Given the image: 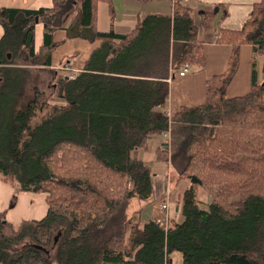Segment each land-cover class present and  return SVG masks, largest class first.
Wrapping results in <instances>:
<instances>
[{
    "label": "trees",
    "instance_id": "16d2710c",
    "mask_svg": "<svg viewBox=\"0 0 264 264\" xmlns=\"http://www.w3.org/2000/svg\"><path fill=\"white\" fill-rule=\"evenodd\" d=\"M100 1L0 8V176L17 190L46 192L48 202L43 218L18 225L0 211V264H175V255L178 264H264V81L255 65L247 94H226L235 70L216 74L206 101L171 121L156 111L167 79L186 64V73L205 65L192 10L176 0L173 16L151 14L117 33L97 28ZM215 18L214 10L200 13L207 29ZM57 30L101 45L74 79L61 74L50 93L27 94L23 64L50 65ZM219 39L251 43L264 56V0ZM169 129L172 163L189 185L178 197L179 220L166 228L157 218L135 220L128 208L154 193L152 167L138 150ZM201 190L209 202L199 203Z\"/></svg>",
    "mask_w": 264,
    "mask_h": 264
},
{
    "label": "crops",
    "instance_id": "0c3cea01",
    "mask_svg": "<svg viewBox=\"0 0 264 264\" xmlns=\"http://www.w3.org/2000/svg\"><path fill=\"white\" fill-rule=\"evenodd\" d=\"M181 1L193 12L195 24L198 26V38L205 55V65L204 67L191 65L192 69L189 73L185 75H178L177 73L167 79L169 82L168 97L165 104L158 106L156 111L158 115L165 114L170 118L184 106L203 104L207 98V80L216 74L235 70L231 82L226 87V94L229 97L242 96L251 90L254 65L258 78L261 82L264 81V56L255 52L253 44H234L221 42L219 39L224 28L230 30L241 29L251 15L255 3L261 0ZM172 2L173 0L100 1L97 11V28L102 31L114 29L117 33H130L148 15L173 16L174 8ZM111 4L113 6V14L111 12ZM52 5L53 0H0V8L38 9ZM203 10H214L216 12L215 23L212 27H215V29H207L201 24L200 13ZM224 12L225 14L223 15ZM4 31L5 27L1 23L0 39L4 35ZM43 34L44 25L39 21L35 26L36 40H39V42L36 41L37 50L43 44ZM54 40L58 45L50 57L51 64H34V66L46 67L43 69L46 74L43 75L42 82L44 84L48 83V87L52 86L53 90L56 86V80L62 74L59 66L63 59L70 56V59L76 62V66L83 69L84 63L89 59L92 51L101 45L100 39L90 41L84 37L68 38L66 30H57ZM236 50L237 54L234 56ZM255 61L256 64H254ZM163 141H165L163 134H156L149 140L147 149L138 150L137 152L138 157L152 167L154 193L151 198L144 199V201L139 197L131 200L135 209L131 210L130 204L128 212L135 220L144 222L151 218L161 219L164 216H168V220H179L181 204L178 200L174 201L171 198V190L165 185L164 178L159 177L160 171H164L167 166L170 167L169 159L162 160L158 158V148L166 152L169 150V148H163ZM184 182L183 190L188 186V182L185 180ZM165 192L169 193L170 208L168 212L161 208V203L166 198L164 196ZM34 196L35 192L17 190L13 184L5 181L0 176V211L5 210L7 219L14 225L20 224L27 219L38 220L45 214L46 207L38 199L34 202ZM174 197L177 196L174 195ZM200 200H203L202 197H200ZM38 202H40L39 207H37ZM203 202L206 201L199 203L202 204Z\"/></svg>",
    "mask_w": 264,
    "mask_h": 264
},
{
    "label": "rangeland",
    "instance_id": "374dc122",
    "mask_svg": "<svg viewBox=\"0 0 264 264\" xmlns=\"http://www.w3.org/2000/svg\"><path fill=\"white\" fill-rule=\"evenodd\" d=\"M212 29H215V27L212 28ZM36 41L39 42V40H36V38H35V42ZM156 55H157V52L154 51L153 56L155 57ZM153 56H151V57H153ZM33 62H35V61L23 64V66L26 67V72H27L26 73L27 76H26V79H25V82H26L25 87H26L27 94H32L33 90L35 88H39V89H42V90L46 91L47 93H50L51 91H53V87L52 86L48 87V85H49L48 83L44 84L42 82L43 75L46 74V72L43 69L46 68V67L34 66L35 63H33ZM154 62L155 63H160V62L162 63V60L157 58V59H154ZM59 68H60V66H59ZM61 71H62V75L66 76V74H64L65 72L63 70H61ZM142 150H144V149H141V151ZM168 155H169L168 159L170 160V167L167 166L168 169L166 168L164 171H160L159 172V177L164 178L165 185L167 187H169V189L171 190V198L174 201H176V200H178L179 196L181 197V194L183 192L182 190H183V187L185 185L184 184L185 183L184 182L185 178L184 179H180L181 178L180 177L181 174L179 173L180 170L177 167L175 168L174 164L172 163L171 149L168 150ZM185 181L188 182L187 185H189V181H187V180H185ZM174 195H176L177 197H174ZM36 196H38V197L36 198ZM200 197H202V199H203V200H200V203L202 201H206V203L210 201V195L208 194V192L206 190L205 191L204 190L200 191ZM37 199L43 204L44 207H46V212L41 217V218H43L48 212V203H47V200H46V192H35L34 202H36ZM237 199H238V197H234L233 198V200H237ZM141 200L144 201V199H141ZM40 202L37 203V207H39ZM132 203H130L131 206L129 204L131 210L135 209L132 206ZM143 216H144V214H143ZM174 259H175V264H178V262L180 261L179 256L175 255Z\"/></svg>",
    "mask_w": 264,
    "mask_h": 264
},
{
    "label": "built area",
    "instance_id": "2783aa9c",
    "mask_svg": "<svg viewBox=\"0 0 264 264\" xmlns=\"http://www.w3.org/2000/svg\"><path fill=\"white\" fill-rule=\"evenodd\" d=\"M173 1H176V0H173ZM188 68H189V65L186 64L184 69L180 70V72H179L180 75L185 74L186 71L188 70ZM60 69L63 70L65 72L64 74H66V76H68V78H70V79H74L78 75V73L82 71L81 68L76 66V62L74 60H68L67 63L60 66ZM170 120H171V118H170ZM162 134L165 137V141H163V143H162L163 148H169V150H170V144H171V131H170V129L167 131H164ZM164 196H166V198H164L163 202L161 203V208L165 212H168L169 208H170L169 193L165 192ZM158 220L160 221V223L164 227L168 226V216H164V218H161Z\"/></svg>",
    "mask_w": 264,
    "mask_h": 264
},
{
    "label": "clouds",
    "instance_id": "9594fccd",
    "mask_svg": "<svg viewBox=\"0 0 264 264\" xmlns=\"http://www.w3.org/2000/svg\"><path fill=\"white\" fill-rule=\"evenodd\" d=\"M60 69V68H59ZM61 70V69H60ZM83 70V69H82ZM65 77H68V76H65Z\"/></svg>",
    "mask_w": 264,
    "mask_h": 264
},
{
    "label": "water",
    "instance_id": "95a60500",
    "mask_svg": "<svg viewBox=\"0 0 264 264\" xmlns=\"http://www.w3.org/2000/svg\"><path fill=\"white\" fill-rule=\"evenodd\" d=\"M39 19L37 18V21H38ZM66 78H68V77H66Z\"/></svg>",
    "mask_w": 264,
    "mask_h": 264
}]
</instances>
